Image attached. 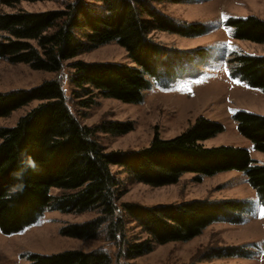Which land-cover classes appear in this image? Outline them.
<instances>
[{"label": "trees", "instance_id": "obj_1", "mask_svg": "<svg viewBox=\"0 0 264 264\" xmlns=\"http://www.w3.org/2000/svg\"><path fill=\"white\" fill-rule=\"evenodd\" d=\"M45 1L53 0H0V4L14 8L21 2ZM226 25L233 29L235 39L264 44L263 21L247 17ZM154 31L183 37L203 33L198 25H177L148 0H58L57 10L1 12L0 58L35 71L64 74L81 108H89L96 95L136 105L142 103L151 81L175 75L172 61L179 54L153 41L150 34ZM111 43L125 51L133 66L69 61ZM230 62L235 63L230 76L264 93V57L242 55ZM63 80L0 93V118L38 102L14 126L0 129V233H19L46 210L92 213L90 220L67 225L60 234L101 239L112 244L123 264H135L131 261L150 253L155 245L187 242L215 222L234 221L230 214L240 208L230 202L204 200L154 207L121 203L124 191L112 167L150 187L175 184L185 174L199 181L218 173L241 172L264 206V165L243 148L202 145L222 132L219 123L200 117L172 138L154 136L145 148L107 152L96 134L125 135L133 124L82 125L70 110ZM232 119L237 132L264 154V116L237 112ZM51 190L58 193L53 195ZM130 225L139 229L142 239H129ZM226 254L244 256L236 251ZM26 264H111V259L102 250L66 251L29 254Z\"/></svg>", "mask_w": 264, "mask_h": 264}, {"label": "rangeland", "instance_id": "obj_2", "mask_svg": "<svg viewBox=\"0 0 264 264\" xmlns=\"http://www.w3.org/2000/svg\"><path fill=\"white\" fill-rule=\"evenodd\" d=\"M148 4L174 20L177 25H198L202 34L183 37L178 34L154 31L150 38L178 52L170 80L160 79L143 93L140 104H123L96 95L93 104L85 109L71 96L73 88L63 77L54 73L35 71L25 64H10L0 58V93L36 87L44 81L63 78V88L70 110L87 127L105 122H130L133 130L125 135L97 133V142L108 151L139 150L148 146L154 136L169 139L177 136L196 119L219 123L222 132L202 142L204 147L231 146L249 152L252 160L264 165V154L236 130L232 117L237 112L264 116V93L250 88L239 78L230 76L235 67L230 62L236 56L264 57V44L238 40L229 20L254 18L264 22V0H148ZM58 0L26 3L14 8L0 4V13L12 11L43 12L57 10ZM1 36V35H0ZM106 62L133 66L125 51L116 44L98 47L69 61ZM67 61V62H69ZM38 102L13 111L0 118V129L10 128ZM123 190L120 202L144 207L165 206L204 200L230 202L239 205L233 212L234 221L222 220L205 228L187 242L155 245L153 250L131 263L135 264H264V210L247 183L244 173L228 171L195 180V175H182L177 183L150 187L134 182L111 168ZM53 195L58 192L51 190ZM241 209V210H240ZM92 213L75 214L46 210L34 224L21 232L0 233V264H26L29 254L50 255L66 251L91 252L102 250L111 264H123L116 257V249L101 239L79 240L60 234V229L90 220ZM129 239L143 238L139 229L128 226ZM130 241V240H129ZM236 251L244 256H230ZM225 253V254H223Z\"/></svg>", "mask_w": 264, "mask_h": 264}, {"label": "snow or ice", "instance_id": "obj_3", "mask_svg": "<svg viewBox=\"0 0 264 264\" xmlns=\"http://www.w3.org/2000/svg\"><path fill=\"white\" fill-rule=\"evenodd\" d=\"M260 215H261V218H264V210L261 211Z\"/></svg>", "mask_w": 264, "mask_h": 264}]
</instances>
